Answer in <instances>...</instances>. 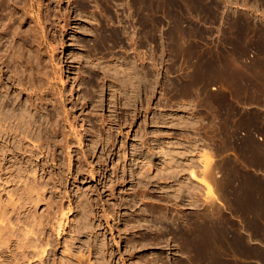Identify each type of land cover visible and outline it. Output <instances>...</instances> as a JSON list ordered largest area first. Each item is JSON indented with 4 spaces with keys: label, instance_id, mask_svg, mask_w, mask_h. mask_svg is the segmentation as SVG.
Returning a JSON list of instances; mask_svg holds the SVG:
<instances>
[{
    "label": "rangeland",
    "instance_id": "374dc122",
    "mask_svg": "<svg viewBox=\"0 0 264 264\" xmlns=\"http://www.w3.org/2000/svg\"><path fill=\"white\" fill-rule=\"evenodd\" d=\"M8 1L57 99L89 106L49 108L71 146L36 175L45 263L264 264V0ZM16 239L0 264L46 260Z\"/></svg>",
    "mask_w": 264,
    "mask_h": 264
},
{
    "label": "bare ground",
    "instance_id": "6f19581e",
    "mask_svg": "<svg viewBox=\"0 0 264 264\" xmlns=\"http://www.w3.org/2000/svg\"><path fill=\"white\" fill-rule=\"evenodd\" d=\"M8 2V0H0V182L2 181V183H0V188H5L1 190H3V192H8L5 198L4 195H2L3 192H0V255L2 253L5 254L1 245L5 244V247H7L8 245L6 246V244H10L14 238H17L15 240L17 244H15L18 245L21 251H27V249L33 250L32 252H24L25 254L30 253L28 257L31 255L32 258H35L36 256L40 257V255L44 256L46 254V260H42V264H46L45 261L49 260V252H47L48 249H45V247L49 246L51 242L47 243V238L46 241L40 238L41 222L39 221L41 220H39L40 218L38 217V206L45 200L46 202L48 201V198L44 199L45 191L43 190L47 186L45 184L46 187L43 186V183L40 182V177L42 176L36 177V175H39L40 172H46V165L51 163L52 166V163L54 164V162L57 161V154L59 151H66L69 154L71 146L70 141L68 139L59 140V123L55 119L58 114L56 115L55 111L49 110V108H54L56 110L58 102L64 104L65 102L72 101L73 96H71V99H68L65 92L60 90L58 93L59 100L57 99V94L54 89L55 83L52 82V79L46 72L39 49L40 40L43 39L46 41V38H35L36 29L32 25L29 28L25 27L23 24L27 23V16L25 14L24 16L20 15V17L15 16L10 9L11 7H7ZM53 19L49 20L51 26L55 29L60 27L62 20V30L69 26L68 23L70 18ZM44 33L43 31V34ZM46 33L45 35L47 36ZM221 40H223V38L220 39V41ZM221 44L223 45V43ZM52 49L53 52L57 50V48L53 47ZM221 52L223 51L221 50L220 53ZM222 54L224 55V53ZM72 102L74 104L73 108L74 106L76 109L79 107L82 114H84L89 107L88 103H83L81 97L76 98ZM56 118L58 119V117ZM107 121V119H102L101 122L106 125ZM66 123L71 124L68 120H66ZM82 126L83 121L81 127ZM109 127V130H112V127ZM84 131L86 132V130ZM80 134L82 136V132H79L78 136H80ZM11 139L13 142H10ZM21 154L35 156L37 162L34 165V162L31 163L33 166L25 167V165H22L24 162L22 163L19 157ZM9 156L10 158L12 156V158L10 159ZM12 159L18 162L13 160V163ZM85 159L87 158L85 157ZM80 163L79 166L81 167L82 164L80 165ZM117 168L114 169L117 170ZM76 172L78 173L77 170ZM115 172H118V170ZM29 175L33 176L30 177ZM144 180L148 181L149 179ZM14 182H17L16 184L22 183V186L18 187L15 191L13 190L14 188H12L13 191L11 189L9 190L8 184ZM112 192L114 193V191ZM142 192L144 191H141V193ZM114 196L115 195H113V198ZM110 197L112 196L110 195ZM23 200L28 204L27 215L29 214V216L24 214L29 220H25V222L23 218H21L23 215L22 207H19L21 204L26 205L22 203ZM48 203L46 205L47 207L50 205V203ZM90 213L91 212H89V214ZM131 219L132 218H130V220ZM128 221L127 225L130 224H128ZM20 223H24L26 227L21 228L19 226L21 229H16L18 228L16 225H20ZM134 227L135 226H133V229H135ZM145 238H147V236ZM45 243L47 245H45ZM135 243L133 244L134 246H136ZM18 247H16V249ZM212 253L210 249L205 250V254L207 255ZM19 254L21 253H18V256ZM23 259H26V257H23Z\"/></svg>",
    "mask_w": 264,
    "mask_h": 264
}]
</instances>
